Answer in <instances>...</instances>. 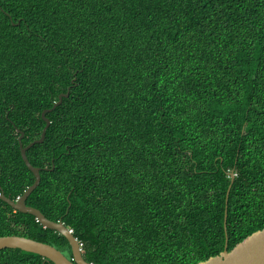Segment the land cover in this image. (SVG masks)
I'll list each match as a JSON object with an SVG mask.
<instances>
[{
  "label": "trees",
  "instance_id": "trees-1",
  "mask_svg": "<svg viewBox=\"0 0 264 264\" xmlns=\"http://www.w3.org/2000/svg\"><path fill=\"white\" fill-rule=\"evenodd\" d=\"M90 264H199L264 228V0H0V194ZM54 166V168H53ZM53 168V170H51ZM67 240L0 201V237ZM0 264H51L18 249Z\"/></svg>",
  "mask_w": 264,
  "mask_h": 264
},
{
  "label": "water",
  "instance_id": "water-1",
  "mask_svg": "<svg viewBox=\"0 0 264 264\" xmlns=\"http://www.w3.org/2000/svg\"><path fill=\"white\" fill-rule=\"evenodd\" d=\"M70 88H68L65 94H61L58 97V101L55 102L51 109L44 110L41 113V118L45 122V127L42 130L40 139L35 140L23 147L21 144V139L23 138V133L20 132V137L18 138L20 155L27 167V169L34 176V183L24 192V194L13 201L4 196L3 193L0 194V201L6 203L15 211L28 214L33 216L36 221L45 229L57 232L59 235L63 236L71 249L72 258L68 259L59 250L51 245L37 242L25 237L20 236H3L0 237V250L4 249H18L23 252L38 255L51 264H90L87 263L81 253V245L77 239L73 236L72 231L69 230L62 222H53L48 220L39 210L29 207L26 205V200L34 192V190L39 186L41 181L40 169L33 167L28 159L26 152L36 144H42L45 139L46 131L50 125L49 119L46 118V114L51 113L56 107L60 106L63 98L69 97ZM54 168V166H53ZM53 168L51 170H53ZM234 173H230L231 182L226 192L225 200V212H224V232H225V247L224 251L218 256L209 258L208 260L201 262L199 264H264V228L261 231H257L246 238L244 241L236 245L231 251H227V234H226V220H227V201L228 195L231 189V185L234 181Z\"/></svg>",
  "mask_w": 264,
  "mask_h": 264
}]
</instances>
